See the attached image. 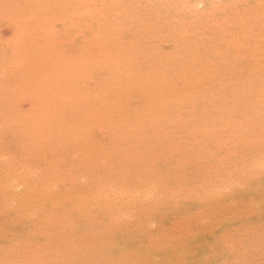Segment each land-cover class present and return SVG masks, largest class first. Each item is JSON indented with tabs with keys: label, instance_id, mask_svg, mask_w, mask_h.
Returning a JSON list of instances; mask_svg holds the SVG:
<instances>
[{
	"label": "rangeland",
	"instance_id": "1",
	"mask_svg": "<svg viewBox=\"0 0 264 264\" xmlns=\"http://www.w3.org/2000/svg\"><path fill=\"white\" fill-rule=\"evenodd\" d=\"M0 264H264V0H0Z\"/></svg>",
	"mask_w": 264,
	"mask_h": 264
},
{
	"label": "bare ground",
	"instance_id": "2",
	"mask_svg": "<svg viewBox=\"0 0 264 264\" xmlns=\"http://www.w3.org/2000/svg\"><path fill=\"white\" fill-rule=\"evenodd\" d=\"M201 2V1H200ZM197 5H199V4H197ZM217 5V4H216ZM236 20V19H235ZM247 21V20H246ZM257 63V62H256ZM55 192V191H54ZM111 193V192H110ZM131 194V193H130ZM118 196V195H117ZM129 196V195H128ZM110 197V196H109ZM115 197V196H114ZM111 198H112V196H111ZM132 198V197H131ZM129 199V198H128ZM120 213V212H119Z\"/></svg>",
	"mask_w": 264,
	"mask_h": 264
}]
</instances>
